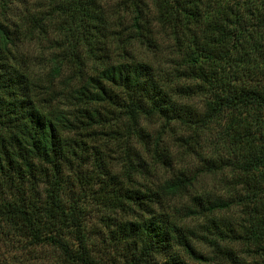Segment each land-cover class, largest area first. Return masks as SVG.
<instances>
[{"label":"trees","instance_id":"16d2710c","mask_svg":"<svg viewBox=\"0 0 264 264\" xmlns=\"http://www.w3.org/2000/svg\"><path fill=\"white\" fill-rule=\"evenodd\" d=\"M63 1L67 34L61 44L68 51L51 55V67L43 81L39 71L26 66L28 61L18 54V47L33 39L45 17L32 16V27L23 31L0 17V224L9 223L30 246L55 248L63 264H98L75 210L65 211L58 197L64 169L76 161L86 162L89 146L85 139L98 137L101 132L97 128L109 119L125 118V126L145 147L149 145L144 139L147 134L139 125L143 119L158 117L194 124V135H198L208 122L228 114L216 142L232 147L241 160L227 164L222 158L205 159L199 171L216 172L227 166L238 169V176L244 178V194L236 197L237 205L253 200L263 206L248 227L238 224L236 228L235 223L210 219L199 237L184 225L187 217L228 209L232 201L223 198L193 195L190 205L173 206L170 212L169 201L189 193L198 170L192 174L179 171L158 184H142L134 175L144 174L148 168L130 148L122 150L119 175L110 172L104 157L92 146L93 164L98 169L94 177L105 179L99 183L105 185L106 204L127 215L115 224L112 236L129 245L124 264L208 263L213 257L195 249L197 239L210 244L215 255L233 264H246L233 250L221 249L219 241H239L254 247L264 239V79H253L257 69H264V15L256 10L264 0H152L158 32L169 36L177 57L169 56L155 64L139 60L108 64L104 60L91 75H86L85 65L87 59L98 57L93 41L105 35L101 27L94 26L97 4L95 0ZM128 1L133 38L142 37L152 44V39L147 40L151 27L144 20L148 0ZM5 3L0 0L2 8ZM90 27L96 33L88 37ZM118 37L120 40L121 34ZM82 43L86 44V56L77 51ZM163 63L170 64L171 70L164 69ZM64 70L68 74L58 89L54 80ZM180 80L190 82L176 84ZM189 92L203 97L201 113L177 103L175 94ZM186 143L191 146L188 140ZM146 149H150L153 164L171 166V156L156 140ZM41 181L47 185L44 204L38 203L34 194L36 182ZM69 233L74 242L67 240Z\"/></svg>","mask_w":264,"mask_h":264},{"label":"rangeland","instance_id":"374dc122","mask_svg":"<svg viewBox=\"0 0 264 264\" xmlns=\"http://www.w3.org/2000/svg\"><path fill=\"white\" fill-rule=\"evenodd\" d=\"M95 2L98 14L94 26L98 29L101 27L105 35L99 38L97 36L96 41H93V51L98 57L87 59L86 75L93 74L101 66L99 63L104 60L108 64L119 60H139L155 64L169 56H171L170 59L177 57L176 53H173L175 51H173V43L169 36L158 32L160 30L155 22L156 9L152 0H148V9L144 14V20L151 27L147 40L148 42L151 39L154 41L150 45L142 41V37L140 39L133 38L135 37V30L132 25V13L128 0H95ZM62 3L61 0H6L4 7L0 6V17L7 23H16L22 31L32 27L30 23L32 16L36 17V15L41 14L45 17L40 28L35 29L33 39L30 42L25 40L26 43L24 42L18 47V54L23 56V60L28 61L26 66L31 70L39 71L42 75V81L51 67V62H49L51 55L68 51V48L61 44L67 34L64 28L65 18L63 17L66 3L64 1ZM256 10L258 15H264L263 4L258 6ZM43 31L45 33H42ZM90 33H96L93 27H90L88 37H90ZM120 34L121 39L119 40L118 35ZM127 39L129 41H126ZM99 47L103 49L101 50ZM77 48L81 56H86L85 43L78 45ZM101 57L102 59H100ZM170 62L166 61V63ZM166 63L161 66L171 70V63ZM261 70L264 69H257L253 75L255 76L254 80L264 79V71L261 72ZM67 74V70H64L61 75L57 76L54 80V87L61 88L63 86L62 81L66 79ZM70 82L73 84L75 80ZM189 82L180 80L176 84L185 85ZM191 90H194V87ZM175 97L178 104L189 105L193 112L201 113L204 110V100L200 94L178 93L175 94ZM62 104L65 102L63 101ZM227 116L228 114H224L218 118L217 122H208L206 128L199 129L198 135H194V124L182 123L178 120L167 122L158 117L143 119L139 125L147 134L144 139L149 145H145V147L133 134V131L131 132L125 126V118L121 120L109 119L108 122L100 124L97 128L101 132L98 133V137L91 136V140L85 139V144L89 146L86 148L87 156L84 157L86 162L78 164L76 161V164L64 169L62 174L64 180L58 197L65 211L75 210L86 234L91 256L98 260V264H124L129 256V245L128 243L117 242L112 237L116 228L115 224L125 220L127 215L118 208L106 204L105 185L99 183L105 179L94 177V172L98 169L93 164L91 147L94 146L99 150L105 162L108 163L110 172L119 175L123 167L124 153L122 150H125L126 147L130 148L131 154L144 160L143 165L148 168L144 174L134 175L136 181L142 184L149 183V181L158 184L179 171L185 170L191 174L199 171L206 164L205 159L222 158V162L227 164H235L234 161L241 160L232 147H223L222 143L217 144L216 142L228 120ZM194 138L195 142H192ZM155 140L158 142L159 148L171 156V166L152 163L149 154L150 149H146V147L152 148ZM186 140L191 142V146L187 145ZM122 145L125 147L123 148ZM84 154L86 153L84 152ZM134 156H132L133 159ZM238 174V169L230 166L216 172L199 171L189 193L169 201L170 212L183 204L190 205L193 195H201L210 199L223 198L232 201L228 209L197 218L187 217L183 221L184 225L192 228L199 237L209 224L210 219H215L217 222H230L231 225L235 223L236 228H238V224L241 227H248L252 218H255V215L263 210L260 208L263 206L255 205L253 200H246L243 206L237 205L236 197L244 194V184L241 183L244 178ZM153 184L151 185L153 186ZM46 186L43 181L36 182L34 194L38 203L44 204L45 202ZM107 189L111 191V189ZM5 197L8 198V195L5 194ZM66 238L70 242L75 240L72 233L67 234ZM261 240L263 242L254 247L239 241L226 243L219 241V246L221 249L233 250L237 255L236 258L241 262L264 264V239ZM27 241L28 239L9 223L0 224V264H63L62 256L55 248L48 245L30 246ZM193 245L196 250L207 256H212L213 259L208 263L189 260L191 264H233L230 259L215 255L214 248L203 240H194Z\"/></svg>","mask_w":264,"mask_h":264}]
</instances>
